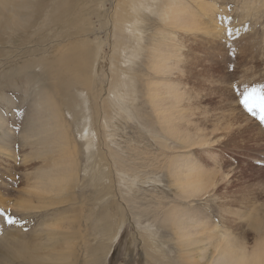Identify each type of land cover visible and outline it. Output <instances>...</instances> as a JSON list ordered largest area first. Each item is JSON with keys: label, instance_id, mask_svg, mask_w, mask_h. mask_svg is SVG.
Segmentation results:
<instances>
[{"label": "rangeland", "instance_id": "rangeland-1", "mask_svg": "<svg viewBox=\"0 0 264 264\" xmlns=\"http://www.w3.org/2000/svg\"><path fill=\"white\" fill-rule=\"evenodd\" d=\"M126 1L0 0V207L22 222L0 218V264H180L182 228L264 240V125L234 91L264 84V0H178L182 18L200 15L185 30L161 20L162 0L131 58ZM229 17L239 36L224 43ZM123 78L125 112L110 92ZM50 107L65 138L46 145L34 122ZM193 167L201 192L178 183Z\"/></svg>", "mask_w": 264, "mask_h": 264}, {"label": "bare ground", "instance_id": "bare-ground-1", "mask_svg": "<svg viewBox=\"0 0 264 264\" xmlns=\"http://www.w3.org/2000/svg\"><path fill=\"white\" fill-rule=\"evenodd\" d=\"M128 1L131 2V3H129ZM128 1H126V3L128 2L127 4L130 6L129 8H130L132 14L128 16L127 20L123 19L124 22L120 20L121 22L119 24L122 26L120 28L122 33L123 34H127L129 36V38H132V40H133V44H132L133 46H131L132 48H131V53H130L131 55L128 54L129 57L130 56L131 57H136L137 54L140 52L141 47L143 45V41H144V33H143V30H142V28L140 26V24L142 23L141 13H142L143 10H144V12L148 11V12H151V13L153 11L157 10L156 7H155L156 9L154 10V4L158 5V3H160L162 0H128ZM167 1L168 2L166 4H165V1H164V4H163L162 8L158 11L159 14H160L161 20L163 22H165V23L169 22L168 23L169 25H170V23H174L173 25H175V26L178 25L177 27L178 28H182L183 30H185V28L183 26V23H182L183 21L185 23L186 22H190L191 25L194 28L197 26V23L195 24L193 22V19L194 20L198 19L200 17V15H198L199 13L198 14L196 13V15H194V14L190 15V16L193 17V18L191 17L192 19H189L186 16L184 18H182V16L184 14H186V12H187V11H185L186 8L179 9V5L177 4L178 0H167ZM117 8H118V5H117ZM119 8H120V6H119ZM120 9H117V10L114 9V10L119 13V12H121ZM217 10H218V5L216 4V2L210 3L209 11L210 12L213 11L216 14ZM205 11H208V8L205 9L204 12ZM118 13H115V14L118 15ZM152 14H154V13H152ZM116 17L119 18L118 16H116ZM117 21H118V19H117ZM214 22H215V25L217 26V22L215 20H214ZM119 24H117V25H119ZM192 30H196V29H187V31H189V32L192 31ZM221 33H222V31H221ZM125 40H127V39H125ZM130 41H131V39H130ZM130 44H131V42H130ZM129 47L130 46H128V48ZM119 50L123 51L124 49H118V51ZM126 50H128V49H126ZM123 52H125V50ZM101 53H102V50H98L96 52L95 59H94V62H93V66L92 67L90 66V69L93 68V70H95V72H96L97 68L100 67L99 66L100 62H102ZM123 54H125V53H123ZM126 59H128V56L126 57ZM169 61H170V59L168 57V61H167L168 64H169ZM124 63H125V61H124ZM126 63H128V62H126ZM113 67H114V65H113ZM164 67H166V66H164ZM159 70H160V72L162 71L161 67H159ZM124 72H126V70ZM128 74H130V72ZM78 80L79 79L75 80V83ZM117 80H118V78H117ZM121 80L122 81L119 80V82H120L119 85H115V83L111 82L115 86H114L113 89L111 88L112 90H110V92L112 93L111 95L114 96L112 102L114 101L113 103L115 104V102H116V104H117L116 105V109L118 111H124L125 112V111L128 110V108L131 109L129 104L132 101L135 102V98H136V92H135L136 90L135 89L136 88L134 89V86H133L134 84L132 83L133 79H130L129 83L126 82L127 79L125 80L123 78ZM78 82L81 83V81H78ZM43 94H44V92H43ZM47 94H49V93H47ZM80 95L82 96L83 93L80 94ZM80 95L78 94V96H80ZM85 95H84V97H85ZM176 98L177 99L179 98L178 100L180 101V95L179 94L176 95ZM50 101H51V99H50ZM85 101H86V99H84V102ZM54 105L52 103L51 106H54ZM56 110H57L56 107H55V109H54V107H53V109L50 107L49 111L47 112V113H49V117H48V115L47 116H45V115L42 116L44 118L47 117V122H46V120L42 119V121L44 120L43 123L46 122V126H43V124L40 123L41 124V127H40L39 123H35L36 121L35 122L33 121L34 124H36V129L39 127V130L37 129L36 131L40 132V133H38L39 136H37L38 135L37 133H36L35 136L39 137V139H38L39 142H42V141L44 142L45 141L46 145H51V144L53 145L54 143L55 144L56 143L59 144V142H62V139L65 138L64 137V133H62L63 131H60L59 126L55 125V121H56V119L59 116V115L57 116ZM41 113L43 114V112H41ZM41 113H40V117H41ZM37 118L38 117H36V119ZM56 123H57V121H56ZM37 125H38V127H37ZM32 129H34V127ZM34 133H35V131H34ZM85 134H87V136L89 137L88 140H86L87 141V148H91L93 146V144H94L95 135H94L93 131L90 132L89 129H86V133ZM66 135L67 134H65V136ZM35 136H34L35 139L33 138V141L37 139ZM48 138H50V142H49ZM46 140H48V142H46ZM30 141H31V139H30ZM3 142L5 143L6 141H3ZM34 143L36 144L37 140ZM66 143H65V145H66ZM6 144H7V142H6ZM30 144H31V142H30ZM2 145H4V144H2ZM28 145H29V142H28ZM38 145H40V144H38ZM6 149L8 150L9 147L8 148L6 147ZM9 151H10V149H9ZM1 152H4V149ZM7 152H4V153H7ZM178 176H179L178 183L181 180H183L182 189L186 190V192H197V191H199L201 189L202 186H205V184H203V181H204L203 175L200 174L197 171V169L194 168V167L191 170H187V171H185L183 169H180ZM99 177H101V176H99ZM40 179L43 180L44 176H41ZM56 184H58V182H56ZM61 190L62 189H60V191ZM58 192H59V190H58ZM199 192H201V191H199ZM216 227H215V229H213L211 231L202 230V229H199L198 227L194 228L192 231L182 230L183 228L182 229L180 228L181 229V231H180V229H179V231L181 232L180 236L182 238L180 244L183 247L182 248V250H183V256L182 257L184 259V261L182 263H180V264H264V240L261 241L262 243L260 245H256L251 250V248L249 249L246 245L241 244L237 239H235V237L232 235L231 232H230V234H228L227 232L224 233L225 231L221 230L219 227H217V228ZM177 235H178V233H177ZM153 238H156V236L151 234L150 239H153ZM155 241L157 242V240H155ZM156 242H154V244L157 245L155 253H160L161 256H163V254L161 253L162 250L160 251L159 248H158L159 247V243H156ZM161 244H163V243H161ZM184 254L187 255L186 257L190 260V262H189V260H188V262L185 261L186 259H185ZM168 263L166 262V264H168Z\"/></svg>", "mask_w": 264, "mask_h": 264}, {"label": "snow or ice", "instance_id": "snow-or-ice-1", "mask_svg": "<svg viewBox=\"0 0 264 264\" xmlns=\"http://www.w3.org/2000/svg\"><path fill=\"white\" fill-rule=\"evenodd\" d=\"M231 17L228 18V25L219 36V39L224 43L231 40L233 36H239V29H234L230 26ZM234 91L238 93V104L242 109L255 118L261 125H264V84L256 86H244L243 90L239 86L234 87ZM22 115V113H17ZM0 218H2L8 225H21L22 222L10 209L0 207Z\"/></svg>", "mask_w": 264, "mask_h": 264}]
</instances>
